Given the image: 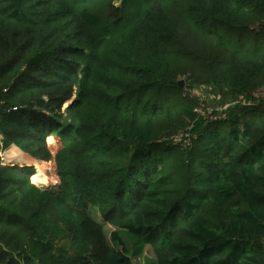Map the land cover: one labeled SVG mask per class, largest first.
I'll use <instances>...</instances> for the list:
<instances>
[{
	"label": "trees",
	"instance_id": "1",
	"mask_svg": "<svg viewBox=\"0 0 264 264\" xmlns=\"http://www.w3.org/2000/svg\"><path fill=\"white\" fill-rule=\"evenodd\" d=\"M262 86L264 0H0V264H264Z\"/></svg>",
	"mask_w": 264,
	"mask_h": 264
},
{
	"label": "rangeland",
	"instance_id": "2",
	"mask_svg": "<svg viewBox=\"0 0 264 264\" xmlns=\"http://www.w3.org/2000/svg\"><path fill=\"white\" fill-rule=\"evenodd\" d=\"M191 88L194 89V93H196L201 99H204L206 102V105L209 106L210 108H216L220 113L222 110L225 108L228 109L229 106L236 105L237 102L234 101V98H226L222 97L220 94H218L216 91H214L212 88L206 87V86H192ZM224 96V95H223ZM71 103V102H70ZM70 103H67L64 105L63 110L68 107ZM177 142L181 141L180 139H175ZM47 144L50 150V153L52 155V159L49 162H42L38 163L35 165H30L26 162H30L32 160L25 161V159H19L17 160V163L22 165V166H28V167H33L34 172L30 173V180L32 183H34L40 190L45 189V187L49 188L50 190H53L57 185H58V178L56 176V171H55V161H54V156L60 150L61 148V143L59 141L58 136L52 135L47 139ZM6 150V153H3V160L1 159V163L4 166H12L14 162H8L9 160L6 159L7 153H17V149L14 148L13 146ZM19 152V151H18ZM1 154V153H0ZM28 157V156H27ZM7 160V162H5ZM16 165V164H15ZM46 182V184H44ZM99 220V219H97ZM113 229L109 226H105V232L109 238V234ZM154 263V256L152 253V249L150 247H146L144 249L143 254L141 257L137 259H132L130 260V264H153Z\"/></svg>",
	"mask_w": 264,
	"mask_h": 264
},
{
	"label": "built area",
	"instance_id": "3",
	"mask_svg": "<svg viewBox=\"0 0 264 264\" xmlns=\"http://www.w3.org/2000/svg\"><path fill=\"white\" fill-rule=\"evenodd\" d=\"M188 89L192 90L190 92L191 95H188V96L198 101V107L195 109V112L204 119L205 123H209L210 121H218L226 117V108L221 111L223 113H220L216 108L212 109L209 106H207L205 100L201 99L196 93H194L193 88H188ZM250 98L252 101L253 100H264V86L252 91L250 93ZM13 110H16V109L14 108ZM1 140L2 138L0 136V149H1L0 158H2L3 153L6 151L2 148L3 145H2ZM173 141L177 142L176 140H173Z\"/></svg>",
	"mask_w": 264,
	"mask_h": 264
},
{
	"label": "crops",
	"instance_id": "4",
	"mask_svg": "<svg viewBox=\"0 0 264 264\" xmlns=\"http://www.w3.org/2000/svg\"><path fill=\"white\" fill-rule=\"evenodd\" d=\"M12 147V146H11ZM14 147V146H13ZM10 148V147H9ZM14 148H16V147H14ZM8 149V148H7ZM18 151H17V153H11V152H8L6 155H7V157H6V159L7 160H9L8 162H14V164L13 165H18V166H20V167H23L22 165H20V164H18L17 163V160H19V159H25V161H28V160H32V159H30L29 157H27L25 154H23L18 148H16ZM4 153H6V152H4ZM7 160H5V162H7Z\"/></svg>",
	"mask_w": 264,
	"mask_h": 264
},
{
	"label": "water",
	"instance_id": "5",
	"mask_svg": "<svg viewBox=\"0 0 264 264\" xmlns=\"http://www.w3.org/2000/svg\"><path fill=\"white\" fill-rule=\"evenodd\" d=\"M178 85L180 86V87H183V85H184V81L183 80H181V81H179L178 82ZM70 103V102H69ZM33 161V160H32ZM33 182V181H32ZM48 187V186H47ZM47 187H45V189H43L44 191H49V188H47Z\"/></svg>",
	"mask_w": 264,
	"mask_h": 264
},
{
	"label": "bare ground",
	"instance_id": "6",
	"mask_svg": "<svg viewBox=\"0 0 264 264\" xmlns=\"http://www.w3.org/2000/svg\"><path fill=\"white\" fill-rule=\"evenodd\" d=\"M188 88H191V87H187V88L185 89V93H186L187 95H191L190 92H191L192 90H191V89H188ZM229 107H230V106H229ZM226 112H227V109H226ZM210 122H216V121H210ZM44 184H46V182H45Z\"/></svg>",
	"mask_w": 264,
	"mask_h": 264
}]
</instances>
